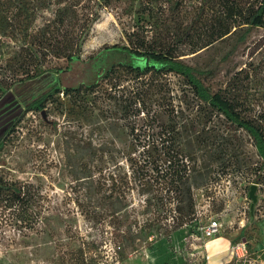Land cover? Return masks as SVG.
Wrapping results in <instances>:
<instances>
[{
  "label": "rangeland",
  "instance_id": "obj_1",
  "mask_svg": "<svg viewBox=\"0 0 264 264\" xmlns=\"http://www.w3.org/2000/svg\"><path fill=\"white\" fill-rule=\"evenodd\" d=\"M141 1L122 0L103 8L80 50L83 61L105 46L127 44L129 31H143L142 26L149 18L139 15ZM185 1L188 6L184 13L191 15L197 0ZM52 19L53 14L46 11L14 32H0V141L21 118L0 151V176L40 184L48 196L47 206L64 216L66 222L62 225L70 224L84 236L103 238L105 256L99 264H208V255L219 244V249L229 246L221 252L224 264L250 261L260 264L264 259V181L258 184V201L253 203L250 197L255 171L262 170L260 158L246 131L230 128L224 116L214 112L207 126L209 130L205 134L211 137V148L182 140L184 150L197 154L195 165L205 179L199 180L194 188L196 210L200 209L202 216L196 212L192 220L180 223L179 214L171 211L175 202L173 193L163 189L161 180L149 179L143 165L134 164L139 174L130 166L128 158L142 159L152 137L149 138L147 113L134 116L136 105L131 102L129 89H123L135 81H131L133 75L126 69L118 68L109 79L100 80L94 92L85 87L79 93L58 92L48 104L46 118L42 112L25 110L55 83L73 87L93 83L110 63L98 57L85 66L73 58L71 68L65 69L67 59L54 55L49 45ZM263 37L264 29H255L248 42L226 61L222 59L230 48L226 42L188 53L183 58L200 70H213L212 75L201 74L213 92L224 87L236 70L255 58L261 64L255 63L259 66L251 91L255 98L264 100V51L252 54V47ZM174 46L176 52H187L184 45ZM129 59L120 54L115 61ZM40 63L54 72L64 70L60 77L48 74L13 86L27 74H33ZM116 82L121 86L114 89L112 85ZM154 86L144 96L145 112L170 108L173 104L175 109L182 110L179 120L184 123L185 132L204 126L210 109L194 96L181 76L174 73L161 76L155 79ZM105 116L118 119L106 120ZM134 124L136 130L132 133ZM88 145L96 149L95 157L85 149ZM112 172L128 181L124 192L116 193L120 196L117 206L121 208L124 225L118 230L106 222L96 230L80 212L78 201L85 204L91 200L97 204L99 193L93 189L105 179L111 184ZM212 216L220 220L223 230L209 243L201 237L200 226ZM131 225L132 239L122 244L113 233ZM23 238L0 216V264H54L49 252L41 253L36 247L25 245L36 243L37 239ZM226 239L228 245L224 244ZM217 240L220 241L214 243ZM240 240L247 242L249 262L231 259L230 243Z\"/></svg>",
  "mask_w": 264,
  "mask_h": 264
},
{
  "label": "trees",
  "instance_id": "obj_2",
  "mask_svg": "<svg viewBox=\"0 0 264 264\" xmlns=\"http://www.w3.org/2000/svg\"><path fill=\"white\" fill-rule=\"evenodd\" d=\"M121 1L0 0V32H14L46 11L53 14V19L50 21L52 42L49 45L54 55L67 59L68 66L65 69L71 68L73 58H77L85 66L93 58L98 57L110 62L102 75L93 83L76 87L55 83L48 91L32 101L25 110L46 111L54 95L60 91L64 94L79 93L85 87L94 92L100 80H107L116 69L124 68L133 75L131 81L135 80L133 85L123 84V89H129L131 102L136 105L133 115L147 113L149 138L152 137L150 147L145 148L142 159H139V156L138 159L128 158L131 162L130 166L133 167L135 174H139L134 164L143 165L145 167L143 172L149 176V179L161 180L163 189L173 193L175 202L171 211L179 214L180 223L190 221L196 215L194 188L199 185V180L205 179V175L200 173L195 165L197 154L193 150H184L182 140L185 139L190 143L198 142L205 149L211 148L213 144L211 137L205 133L209 130L207 126L214 112L224 116L230 128H241L252 138L262 169L259 172L255 171L254 183H263L264 100L255 98L251 91L253 78L261 62L258 63L253 58L245 67L236 70L224 87L213 92L201 77V74H214L213 70H200L188 63L183 56L208 49L218 42H226L230 48L222 59L228 60L241 45L248 42L255 29H264V0H197L191 15L184 13L188 6L185 0H142L138 9L139 15L141 18H149L142 26L143 31L137 29L129 31L126 34L127 44L105 46L97 54L83 61L80 50L93 24L100 18L103 8L112 7ZM171 41H175L174 44H171ZM175 44L184 45L183 50L187 52H176L173 48ZM263 51L264 37L252 47V54ZM120 54L131 59L115 61ZM62 70L64 69L54 72L40 63L35 67L33 74H27L13 86L48 74H56L60 77ZM170 73L181 76L194 96L209 107L210 111L207 113L210 114L206 115L201 129L185 132L184 123L179 120L182 110L175 109L173 104L170 108L166 106L161 110L145 112L144 96L155 88L156 78ZM119 86L121 84L117 82L112 85L114 89ZM10 89L3 93H8ZM111 117L114 120L117 118L105 116L104 119L108 120ZM20 120L21 118L16 123ZM16 123L1 139L0 151L6 137L15 130ZM135 125H132V133L136 130ZM85 149L91 156L97 155L92 145H88ZM116 173L110 174L111 184L105 179L103 183L94 187L93 190L99 193L97 204L91 200L82 204L77 200L80 212L92 222V228L96 230L106 222L118 230L119 226L124 225L120 218L121 208L117 206L120 196L116 193L124 192L128 181L125 182L119 173L114 176ZM47 201L48 196L43 192L40 184L0 176V216L17 231V235H22V238L30 236L32 239H37L36 243L27 242L26 246H34L41 253L49 252L54 264H99L105 256V250L102 248L103 238L99 239L93 235L84 236L81 232L75 231L72 225H62L66 222L64 216H61L59 211L50 209ZM132 227L133 225L113 235L115 234L118 241L123 244L132 239ZM16 239L14 238V241Z\"/></svg>",
  "mask_w": 264,
  "mask_h": 264
},
{
  "label": "built area",
  "instance_id": "obj_3",
  "mask_svg": "<svg viewBox=\"0 0 264 264\" xmlns=\"http://www.w3.org/2000/svg\"><path fill=\"white\" fill-rule=\"evenodd\" d=\"M196 212H199L198 214L202 216L201 210H196ZM223 230V224L220 222V220L212 216L210 217L206 222H203L202 225L200 226V231H201V237L205 242L208 240L212 239L215 236H218L222 234ZM233 252H234V257L237 261L239 262H246L248 260V245L245 240H240L236 242L233 245ZM249 262V261H247ZM249 264H255L253 261H250ZM260 264H264V262H261Z\"/></svg>",
  "mask_w": 264,
  "mask_h": 264
},
{
  "label": "crops",
  "instance_id": "obj_4",
  "mask_svg": "<svg viewBox=\"0 0 264 264\" xmlns=\"http://www.w3.org/2000/svg\"><path fill=\"white\" fill-rule=\"evenodd\" d=\"M209 241V243H212L213 242V238L211 239V240H208ZM218 241H220V240H217L216 242H214V243H217ZM213 243V244H214ZM207 244V243H206ZM224 244H226V245H228L229 244V242H227V239L225 240V242H224ZM211 245V244H210ZM230 245H231V251H232V253H233V258H231L232 259V261L233 260H235V257H234V252H233V245L234 244H231L230 243ZM207 246V245H206ZM221 245L219 244V245H216L215 246V249H212L211 250V253L208 255L209 256V260H208V264H224V262H223V260H222V251H226V250H228V248H229V246H227V247H225V248H221V249H219V247H220ZM207 248V247H206ZM207 250H208V248H207ZM255 250H258V248H257V246H255ZM216 255V256H215ZM228 261H230V260H227V262ZM262 262H264V259H262L261 260ZM226 263V262H225Z\"/></svg>",
  "mask_w": 264,
  "mask_h": 264
},
{
  "label": "water",
  "instance_id": "obj_5",
  "mask_svg": "<svg viewBox=\"0 0 264 264\" xmlns=\"http://www.w3.org/2000/svg\"><path fill=\"white\" fill-rule=\"evenodd\" d=\"M43 116L46 118V111L43 110L42 111ZM257 189H258V184L257 183H253L250 189V197L253 200V203H256L258 201V195H257Z\"/></svg>",
  "mask_w": 264,
  "mask_h": 264
}]
</instances>
